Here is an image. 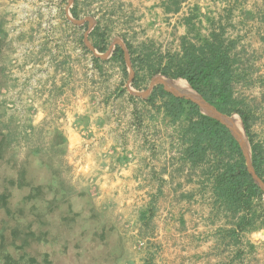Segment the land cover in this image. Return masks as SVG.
<instances>
[{
	"label": "rangeland",
	"instance_id": "obj_1",
	"mask_svg": "<svg viewBox=\"0 0 264 264\" xmlns=\"http://www.w3.org/2000/svg\"><path fill=\"white\" fill-rule=\"evenodd\" d=\"M162 2L0 0V194H10V213L0 211V234L7 238L6 251L16 258L28 254L40 262L41 255H48L51 264H157L163 251V244L156 239L159 224L169 221L173 228L178 224L179 216L168 210L170 194H150L160 183L157 178L153 186L142 171L128 185L124 175H119L118 166L133 160L129 142L103 149L102 140L99 151L89 158L95 170L85 171L84 163L95 151L89 140L97 123L123 135L142 136L144 145L152 151L150 157L154 154L163 158L166 152H175L183 161L181 136L186 122L169 124L162 113L144 103L156 83L167 89V78L155 76L135 89L129 56L128 76L119 63L111 60L116 46L126 49L125 41L136 49L179 53L183 37L196 43L198 36L206 37L212 30L224 28L226 37L238 42L239 68L247 73V78L236 84L235 96L251 111L253 134L264 144V82L254 79L257 68L251 48L248 50L239 39L244 37L233 35L238 27V32L243 29L244 21L238 23L239 18L251 12V0H188L178 14L169 15ZM189 17L195 25L192 31L185 23ZM96 26L107 34L105 53L94 49L91 33ZM93 56L100 59L97 65ZM153 124L160 129L153 132ZM131 125L140 131L131 132ZM71 132L84 141L70 147ZM60 136L66 139L63 146ZM141 146L139 151L143 153ZM22 170L26 172V186H12L11 181H17ZM189 171L202 177L204 193H211L205 201L211 197L209 204L216 220L227 221L214 203L203 169ZM38 187L43 189L42 194L27 200ZM145 189L147 193H143ZM183 198L180 194L177 202ZM262 201L260 223L264 222V197ZM150 211V227L143 226L140 215ZM12 229L20 230L23 237L28 234L23 249L19 248L21 240L12 245ZM31 231L42 236V242L36 241ZM247 234L262 238L264 226L244 233L238 252L264 254V242L246 239Z\"/></svg>",
	"mask_w": 264,
	"mask_h": 264
},
{
	"label": "trees",
	"instance_id": "obj_2",
	"mask_svg": "<svg viewBox=\"0 0 264 264\" xmlns=\"http://www.w3.org/2000/svg\"><path fill=\"white\" fill-rule=\"evenodd\" d=\"M187 1L163 0L162 8L167 15L178 14L181 6ZM73 16L78 18L75 10ZM185 23L189 31L195 29L193 18H187ZM91 36L95 39L94 49L99 53H105L106 32L100 26H96ZM237 43L226 37L224 28H219L212 30L206 37L198 36L196 43L183 37L179 53H154L146 47L136 49L125 41L126 49L116 46L111 60L119 63L124 75L128 76L127 56H129L133 72L131 84L135 89L145 86L148 80L155 76L183 80L221 114L238 116L250 145L252 167L264 183V144L257 141L253 134L251 111L244 107L243 100L235 96L236 84L247 78L246 71L239 68L241 60L239 61L240 54L236 51ZM99 61V58L93 56L96 65ZM130 100L135 103L133 96H130ZM144 103L162 113L169 124L186 122L181 136L183 161L193 170L203 169L202 175L207 177L205 182L211 185L214 203L221 208L227 221L232 225L228 236L238 244L241 235L263 227L264 222L260 223V220L263 218L264 191L250 174L247 160L230 130L219 121L203 115L195 103L168 92L163 85L154 86ZM5 139L6 137H3V141ZM65 143L66 139L60 136L59 144L63 146ZM2 145L3 142H0V154L3 152ZM25 173V170H22L20 178L11 181V185L25 187ZM42 192L41 187L33 188L26 199L32 201ZM9 198L8 192L0 194V211L4 210L7 214L10 213ZM151 213L153 212H143L140 215L143 226L150 227L152 216L148 214ZM11 231L12 245H15L17 240H21L22 244L19 248L23 249L28 234H24L26 237H23L20 230ZM30 234L32 237H37L35 240L38 242L44 239L42 236H37L34 231ZM0 235V264H51L48 255H41L42 262L28 254L16 258L6 251L5 234L2 232Z\"/></svg>",
	"mask_w": 264,
	"mask_h": 264
},
{
	"label": "crops",
	"instance_id": "obj_3",
	"mask_svg": "<svg viewBox=\"0 0 264 264\" xmlns=\"http://www.w3.org/2000/svg\"><path fill=\"white\" fill-rule=\"evenodd\" d=\"M240 16L238 23L241 20L244 21V23L242 22L244 30L241 29L238 32L237 29H240L238 27L234 30L233 35L244 37L239 39H241L243 45H246L248 50L251 48L253 65L257 68L254 79L255 81L259 79L264 82V0H251V12ZM233 18L237 20L236 16ZM167 90L169 89L167 88ZM97 124L100 125V123ZM97 124L93 125V134L90 135L91 139L89 140L95 151L88 155L89 161L87 164L84 163L86 166L85 171L90 170L93 172L95 170L93 162L89 158H92L91 156L99 151L98 145L102 140H105L103 149L112 144L121 145V143L129 142V150L133 151V160L124 166V162L118 166L119 175H124L123 177L130 185L131 180L139 177L144 171L147 173V177L151 179L153 186L156 178L160 182L154 187L155 191L152 190L150 194L165 193L171 196L170 205H168L171 208H168V210L173 209L180 220L175 228H173L172 222L169 224V221L159 224V235L156 239L159 240L158 243L163 244V251L159 254L157 264H264V254L238 252L237 247H239V244H236L235 240L228 236V231L232 225L226 220L219 221L214 217L213 205L209 204L211 193H204L202 177L199 175L195 177L191 174L192 171H189L192 170L190 165L181 161L175 152H166L167 155L163 158L154 156V154L150 157L149 151L151 153L152 151L144 145L145 140L142 136L138 138L137 135L132 136L131 133H124L125 135H123L122 131L106 129L105 125L96 126ZM154 125L157 124H153V132L160 129L158 125L154 128ZM149 127H152V125ZM131 129L130 131L136 132V134L140 131L135 125H131ZM70 137V147L84 141L79 134L74 132L70 133ZM141 144V149L144 148L143 153L139 151V145ZM111 161L115 162L114 160ZM179 164L182 166H179ZM143 176L146 177V175ZM122 184L125 186L126 182L122 181ZM113 185H117V183H113ZM147 192L148 189L143 191V193ZM180 194L184 195V200L178 203L177 198ZM208 195H210V198L205 201ZM174 200L176 203L173 202ZM250 235L247 234L246 239L252 237L255 240L254 242L260 244L264 242V236L259 238L257 235ZM242 237L241 235L240 238ZM249 243L251 244V242ZM263 246L264 244L261 245V247ZM256 250L259 249L256 248ZM235 251L238 254H235Z\"/></svg>",
	"mask_w": 264,
	"mask_h": 264
},
{
	"label": "water",
	"instance_id": "obj_4",
	"mask_svg": "<svg viewBox=\"0 0 264 264\" xmlns=\"http://www.w3.org/2000/svg\"><path fill=\"white\" fill-rule=\"evenodd\" d=\"M165 82H168V83H171V84H174L176 83L178 80H171V79H167L165 80ZM162 81V83L164 84L165 82ZM159 82V81H158ZM157 85L160 84V83H156ZM156 86V85H154ZM153 86V87H154ZM153 87L151 88V91L149 94H151L152 90H153ZM167 90V89H166ZM168 92H170L169 90H167ZM172 93V92H170ZM173 95L177 96V97H181V98H185L193 103H195L196 105L199 106L200 110H201V113L203 115H206L208 117H211L217 121H219L221 124L225 125L231 132V134L233 135V137L237 140V142L239 143L240 147H241V150L247 160V167H248V170L250 172V174L253 176L256 184L264 191V183L263 181L258 178V176L255 174V171L252 167V162H251V149H250V145H249V142L247 141V138H246V141L243 140L241 138V136L239 135V133H237L235 131V129L232 127V124H231V118L233 116H227V115H224V114H221L220 112H218L213 106H211L210 104H208L200 95H197L200 97V100L199 101H195L189 97H184V96H178L174 93H172Z\"/></svg>",
	"mask_w": 264,
	"mask_h": 264
},
{
	"label": "bare ground",
	"instance_id": "obj_5",
	"mask_svg": "<svg viewBox=\"0 0 264 264\" xmlns=\"http://www.w3.org/2000/svg\"><path fill=\"white\" fill-rule=\"evenodd\" d=\"M166 87L173 92L176 95L184 96V97H189L195 101H199L200 97L194 92V90L191 89V87L188 85L186 81H178L174 83V85L167 83ZM231 124L232 127L235 129L237 133L241 136L243 140H245V134H244V129L242 122L239 117L233 116L231 118Z\"/></svg>",
	"mask_w": 264,
	"mask_h": 264
}]
</instances>
